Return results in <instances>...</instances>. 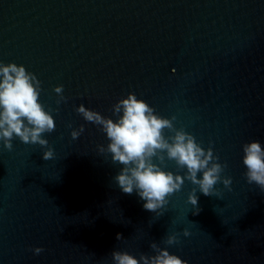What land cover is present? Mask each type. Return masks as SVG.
<instances>
[{
  "label": "water",
  "instance_id": "water-1",
  "mask_svg": "<svg viewBox=\"0 0 264 264\" xmlns=\"http://www.w3.org/2000/svg\"><path fill=\"white\" fill-rule=\"evenodd\" d=\"M0 63L34 73L40 102L59 108L44 134L54 159L18 138L11 152L0 142V264H113L114 250L154 255L152 242L187 264H264V192L242 163L245 143L264 148V0H0ZM129 92L211 146L232 190L197 191V215L188 181L161 216L124 194L114 180L123 165L97 151L106 135L75 109L115 120L112 105ZM173 232L180 243L165 245Z\"/></svg>",
  "mask_w": 264,
  "mask_h": 264
},
{
  "label": "clouds",
  "instance_id": "clouds-1",
  "mask_svg": "<svg viewBox=\"0 0 264 264\" xmlns=\"http://www.w3.org/2000/svg\"><path fill=\"white\" fill-rule=\"evenodd\" d=\"M175 71V70H173ZM53 91L58 98L56 104L67 101L63 95V85L56 86ZM42 92L41 81L29 72L23 65L16 63H0V142L3 149L13 150V139L18 138L28 145H39L45 149L42 159H54V149L44 138L45 133H52L56 124L52 111L46 110L40 102ZM76 112L89 123L99 127L109 143L107 147L97 145L100 154H111L114 164L123 165L114 177L120 190L127 195L136 194L145 203L143 208L157 216L168 204V198L181 191L185 181L195 187L188 194L187 202L193 206V215L200 212L197 191L206 197L222 198L223 193L216 187L222 183L231 191L232 178L222 176L227 163H220L219 156L213 148L202 147L196 138L183 128L174 125L175 116L165 118L145 100L129 92L112 105V113L117 119L103 116L101 113L79 105ZM71 128V124H68ZM165 130L172 133L165 135ZM85 131L84 125L71 132V138L76 140ZM242 163L246 168L244 176L249 185L255 184L264 192V148L257 140H252L242 146ZM174 161L178 168L186 170L184 175L174 174L164 170L161 165L165 160ZM159 161V163L154 162ZM198 174H201L198 177ZM183 236L191 233L183 230ZM180 233L173 232L163 241L171 246L180 243ZM117 240L123 239L117 234ZM154 255L141 254L139 258L127 251L114 250L111 253L113 264H187L167 248H161L155 242L150 244ZM35 255L44 251L41 247L31 249Z\"/></svg>",
  "mask_w": 264,
  "mask_h": 264
}]
</instances>
